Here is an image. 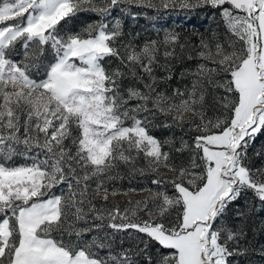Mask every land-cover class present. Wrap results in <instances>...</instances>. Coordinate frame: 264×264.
Returning <instances> with one entry per match:
<instances>
[{
  "label": "snow or ice",
  "instance_id": "obj_1",
  "mask_svg": "<svg viewBox=\"0 0 264 264\" xmlns=\"http://www.w3.org/2000/svg\"><path fill=\"white\" fill-rule=\"evenodd\" d=\"M121 5L157 6L154 0H0V264H136L133 248L145 264H232L249 252V212L235 209V223L228 213L246 190L264 203V167L246 163L250 143L264 131V0H160L165 9L218 10L234 39L222 42L213 32L194 45L168 32L139 48L117 47L121 21L105 22ZM84 11L100 21L60 32L62 21ZM111 58L119 63L106 67ZM181 58L200 62L180 73L190 84L169 94L161 85L174 75L171 61ZM158 68L165 75L157 76ZM209 104L220 114L206 118ZM187 112L200 117L187 121L199 135L191 146L181 140L175 151L190 149L191 158L177 165L174 142L150 130L158 114L166 118L163 127L183 130ZM21 145L39 150L32 164L8 166ZM141 156L146 169L136 168ZM121 164L154 174L159 190L142 189L151 195L123 209L98 207L97 198L118 194L107 185L120 178L113 173ZM161 166L173 175L159 172ZM133 232L147 241L125 248ZM86 233L96 235L85 240ZM148 241L168 251L154 258Z\"/></svg>",
  "mask_w": 264,
  "mask_h": 264
},
{
  "label": "rangeland",
  "instance_id": "obj_2",
  "mask_svg": "<svg viewBox=\"0 0 264 264\" xmlns=\"http://www.w3.org/2000/svg\"><path fill=\"white\" fill-rule=\"evenodd\" d=\"M156 7H140V10H149L151 9L152 15L154 16L155 22L152 23L151 32L155 41L161 42L164 39V36L168 32H176L179 33L181 36V42L185 38L191 40L192 44H198L200 35L203 34L206 38H211V34L215 32L219 39L223 42L225 41L226 36H228L224 23L221 19L220 13L216 9H212L210 7H195L188 11H193L194 15L192 18L193 24L187 25L178 23L177 21H172L170 24H165V21L162 20L164 13L166 14V10H170L172 13H176V11H181L179 6L175 8H168L165 9L160 6V0H154ZM118 9H115L111 16L105 21L109 24V27L112 26V23L115 20L119 19L116 17V13ZM134 16V15H133ZM100 21V17L98 18H90L85 17L82 12L77 13L70 19L66 21H62L59 30L62 34L67 33H77L84 29L89 24H94ZM131 19H128L126 24L122 25L123 30V37L120 41H117V47H120L121 44H127L130 40V29H131ZM196 28H195V27ZM229 39H234L233 37L228 36ZM146 41H142L141 43L136 42L135 46L137 48L142 47ZM239 46V45H238ZM19 48H17V53H19ZM163 51V47H161V52ZM17 53H13L12 56L14 59H19V55ZM177 53H179V49H177ZM52 53L48 52L49 59L51 58ZM192 55L195 57V52H192ZM160 62L164 63L163 56L159 57ZM200 62L197 59L187 60L186 58H181L180 60H172L171 64L173 66L174 75L172 79L167 82V85H161L162 88L166 87L169 94L171 93L172 89L181 88L183 89L185 85L190 84V78H181L180 73L182 71L194 69L196 64ZM119 63L116 58H111L105 61L106 67H115ZM157 76H163L165 73L160 70L159 68L156 70ZM220 94H223V90H220ZM211 100V97H209ZM220 112L214 106L209 104L206 109V118H214L215 116L219 115ZM194 120L197 123L200 122V117L196 116L193 112L185 113V125L183 130L179 127H172V128H165L163 127V123L165 122L166 118L163 115H157L153 121V127L151 130H157L158 132V139L166 140L171 139L174 143L171 146L172 151V159L177 164L180 165L188 164L191 158V150L186 149L181 153H177L175 151L176 148L181 147V140L183 139L186 141L190 146L194 142V138L199 135L198 132L195 131L194 126L187 123L188 120ZM168 122H171V117L167 118ZM192 130H189V129ZM74 135H79V131L74 129ZM153 135V134H152ZM156 137V136H155ZM254 149L249 152L247 150L248 161L246 163L249 164L252 168H260L264 167V141H258L256 144L253 145ZM165 151H168V147H165ZM33 155L26 151L25 148L21 145L18 148V154L12 157V160L8 162V166H22V165H31L33 160L32 156L36 153V149L31 151ZM260 153V155H257ZM4 160L0 157V163H3ZM146 161L144 160L143 156L139 157L136 160V168H145L146 169ZM118 171L120 178L115 179L108 183L109 191L113 188L117 190V195L112 196L110 195L107 202H103L99 198H97L96 203L99 207L102 203L105 204L106 207H112L115 204H119L121 209L125 207H129L128 201H138L143 200L146 197L151 195L148 191H141L142 189H152L154 191H158L157 186L152 184V180L156 179V176L151 173L141 174L140 172H131L130 167L121 164L117 170H114V173ZM159 172L166 174V176H172L173 173L169 172V170L163 166L158 169ZM149 182V183H147ZM128 184H131L130 186ZM93 187L95 185L93 184ZM130 189H136V191H130ZM167 191L170 195L174 194L173 189L169 186ZM125 193H127L125 195ZM240 208L241 210L248 211L249 216L247 218V238H246V245L249 248L248 254L253 258L255 264H264V255H261V249L264 248V203L255 196V194L251 190H246L241 193L238 201L233 203L230 206L228 216L230 218V222H237L235 219V209ZM143 218H147L144 213H140ZM153 215H156V212H153ZM81 226V225H80ZM133 236L136 237L135 240L131 243L132 245L136 244L139 240L147 241V237L143 236L142 234H138L133 232ZM103 236V233L102 235ZM149 244V253L153 255L155 258L158 253H166L168 250L163 249L158 244L154 245L152 241H148ZM127 242L125 243L124 247L128 248ZM140 248H143L144 245L141 243L139 244ZM137 252L138 249H135ZM235 260H232L234 263Z\"/></svg>",
  "mask_w": 264,
  "mask_h": 264
},
{
  "label": "trees",
  "instance_id": "obj_3",
  "mask_svg": "<svg viewBox=\"0 0 264 264\" xmlns=\"http://www.w3.org/2000/svg\"><path fill=\"white\" fill-rule=\"evenodd\" d=\"M116 9H118V12L116 13V17L119 18L123 27L126 24L128 19H131V21H132V23H131L132 26H131V29L129 31V33H130L129 42H131L135 45L136 42L141 43L143 40L146 42L151 41V40H155L153 37V34L151 32L152 23L155 22L154 16L152 15V12H150V11H152L151 9H149V10L141 9L140 10V7H136V6L125 7L124 5H121L119 8H116ZM182 11L183 12L176 11V13H172L170 10H166V14L164 13L162 20L165 21L166 25L170 24L172 21H177L178 23H181V25L193 24V21H192L193 18L192 17L194 15L196 16L197 13L194 14L193 11L190 12L188 10H182ZM82 14L85 17H90V18H98L99 17L97 14H95L93 12L84 11V12H82ZM133 17H135V18H133ZM150 133L153 134L154 136L158 137L157 130H150ZM258 141H264V131H261L260 133H258L255 137L254 142L250 143V145L248 147L249 152H251L254 149L253 145L256 144V142H258ZM31 151H34V149ZM31 151H29V153L31 155H33V153ZM37 151H39V150L36 149V152ZM147 183H149V182H147ZM128 185L130 186L131 184H128ZM53 192L56 195H59L61 193V189L55 188V189H53ZM81 226H84V225H81ZM93 235H96V233H86V234H84L83 239L91 240ZM100 235H102V233H100ZM65 239H68V237H65ZM72 239H75V237L73 236ZM131 243L127 242V246L132 247L133 245ZM153 243H154V245H157L155 242H153ZM135 249L136 248H133V252L131 253V255L133 256V259L136 261V264H145L143 254H141L139 256L135 255V253H136ZM106 254H107L106 249L100 251L101 256H104ZM233 260H235V262L232 264H237V261H239V264H255V261H256V260H253V258H251V256L249 254H247L246 256H237V257L233 258Z\"/></svg>",
  "mask_w": 264,
  "mask_h": 264
}]
</instances>
